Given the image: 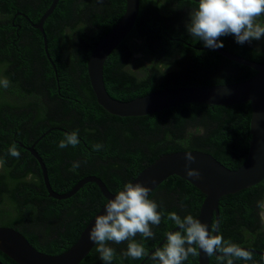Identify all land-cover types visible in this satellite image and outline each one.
Instances as JSON below:
<instances>
[{
  "label": "trees",
  "instance_id": "trees-1",
  "mask_svg": "<svg viewBox=\"0 0 264 264\" xmlns=\"http://www.w3.org/2000/svg\"><path fill=\"white\" fill-rule=\"evenodd\" d=\"M51 1L0 0V80L10 82L6 89L0 86V159L5 162L0 168V226L18 230L42 252L59 254L77 240L106 199L94 182L67 199L48 195L40 166L26 148L42 133L34 149L54 191L66 192L83 177L96 175L116 193L158 156L172 151L201 150L229 168L239 167L249 149L251 106L249 101L185 103L141 116L110 114L96 102L86 64L94 45L122 16L125 0H58L43 24L48 58L42 34L31 22L39 21ZM139 3L131 32L104 63L103 80L111 97L127 101L159 90L239 82L255 73L189 34L199 1ZM258 22L264 24V16ZM218 39L222 49L264 63V37L244 44L233 35ZM73 131L80 143L60 148L65 133ZM96 144L102 145L98 151ZM13 145L19 158L9 155ZM74 162L79 167L72 171ZM204 197L190 182L169 176L149 194L162 214L160 224L151 226L154 237L134 239L149 252L176 226L168 214L195 218ZM263 201L264 179L219 199L217 234L253 252L252 260L234 264H264L258 253L264 252ZM127 245L108 242L115 249L111 264H157L150 256L125 255ZM96 247L79 264H105ZM0 260L17 264L1 251ZM209 261L220 264L216 255ZM184 264H197V256L190 255Z\"/></svg>",
  "mask_w": 264,
  "mask_h": 264
},
{
  "label": "water",
  "instance_id": "water-1",
  "mask_svg": "<svg viewBox=\"0 0 264 264\" xmlns=\"http://www.w3.org/2000/svg\"><path fill=\"white\" fill-rule=\"evenodd\" d=\"M57 2L58 0H52L39 21L37 23L31 22L32 26L42 34L44 50L48 58L47 39L43 24L54 10ZM139 5V0H125V10L122 16L94 45L88 57L86 71L90 87L96 102L104 110L117 116H141L185 103L232 105L246 101L250 102L249 149L246 159L239 167L229 168L205 151L178 150L161 154L130 182H139L146 185L150 190L149 194L172 175L190 182L205 196L195 218L207 225L209 231L215 235L219 223V199L224 195L234 194L242 189L249 188L264 179V63L238 56L221 47H206L233 61L249 66L255 73L239 82L171 88L155 91L127 101L117 100L111 97L105 88L103 67L110 53L131 32L139 13ZM53 68L55 69L54 65ZM44 134L42 133L26 148L40 166L43 183L48 195L56 199H67L87 182H94L106 201L85 225L77 240L59 254H48L38 250L21 232L9 226H0V251L17 264H79L95 246V243L89 239V231L95 222L96 216L103 212L108 200L114 198L117 192H111L105 182L96 175L83 177L66 192L58 193L54 191L49 183L45 163L34 149V145ZM187 152H191L195 157V161L189 166L199 170V177H189L187 175L185 168V154ZM213 217L214 226L212 228ZM175 230H178V226L169 231ZM166 234L156 247L149 251L148 256L165 242ZM243 248L248 250L246 247ZM258 253L264 255V252L259 251ZM0 264L5 263L0 260ZM197 264H210L209 256L201 252V255L197 256Z\"/></svg>",
  "mask_w": 264,
  "mask_h": 264
},
{
  "label": "clouds",
  "instance_id": "clouds-1",
  "mask_svg": "<svg viewBox=\"0 0 264 264\" xmlns=\"http://www.w3.org/2000/svg\"><path fill=\"white\" fill-rule=\"evenodd\" d=\"M264 16V0H199L197 9L192 13L189 34L202 41L206 47H223L219 37L233 35L239 44L260 40L264 37V24L258 18ZM9 81L0 80V86L9 87ZM80 143L78 131L65 133L59 147H76ZM102 145L96 144L94 150H100ZM9 155L19 158L20 152L13 145ZM195 161L191 152L185 154V168L189 177H199L198 169L189 165ZM0 159V168L4 166ZM79 167L74 162L72 171ZM31 177V174H29ZM149 188L142 183H126L123 190L118 191L114 198L106 203L101 214L97 215L89 231V239L97 245V252L105 264H111L115 249L107 246L108 242L120 244L128 241L125 255L133 259H143L148 252L143 243L134 238L139 235L145 240L154 237L151 226H158L162 214L159 205L149 198ZM261 222L264 223V204L260 205ZM173 221L178 230L166 234V243L157 248L150 256L157 264H184L191 255H201V252L211 257L216 255L220 264H234L235 260L249 261L253 252L238 244L226 241L221 234L213 235L207 225L192 215L181 218L176 212H170L167 217ZM219 253V254H217Z\"/></svg>",
  "mask_w": 264,
  "mask_h": 264
},
{
  "label": "flooded vegetation",
  "instance_id": "flooded-vegetation-1",
  "mask_svg": "<svg viewBox=\"0 0 264 264\" xmlns=\"http://www.w3.org/2000/svg\"><path fill=\"white\" fill-rule=\"evenodd\" d=\"M95 245H96V244H95ZM94 247H95V246H94ZM155 247H156V246L150 248V250H152V249L155 248ZM160 247H161V246H160ZM160 247H159V248H160ZM96 248H97V247H96ZM150 250H149V251H150ZM262 252H263V251H262ZM89 253H90V252H89ZM148 253H149V252H148ZM149 256H151V254H150ZM149 256H148V257H149ZM148 257H147V258H148Z\"/></svg>",
  "mask_w": 264,
  "mask_h": 264
}]
</instances>
